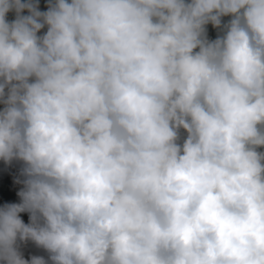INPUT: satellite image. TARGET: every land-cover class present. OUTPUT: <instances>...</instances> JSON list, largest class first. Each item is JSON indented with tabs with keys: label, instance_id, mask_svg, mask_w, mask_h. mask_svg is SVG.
Here are the masks:
<instances>
[{
	"label": "clouds",
	"instance_id": "obj_1",
	"mask_svg": "<svg viewBox=\"0 0 264 264\" xmlns=\"http://www.w3.org/2000/svg\"><path fill=\"white\" fill-rule=\"evenodd\" d=\"M0 162V264H264V0H0Z\"/></svg>",
	"mask_w": 264,
	"mask_h": 264
},
{
	"label": "trees",
	"instance_id": "obj_2",
	"mask_svg": "<svg viewBox=\"0 0 264 264\" xmlns=\"http://www.w3.org/2000/svg\"><path fill=\"white\" fill-rule=\"evenodd\" d=\"M44 0H41V6L43 7ZM18 175V165L6 167L0 162V203L4 200L17 201L15 193L19 189L20 185L14 181ZM23 219L27 222V214H22ZM30 251H38L33 247H29Z\"/></svg>",
	"mask_w": 264,
	"mask_h": 264
},
{
	"label": "built area",
	"instance_id": "obj_3",
	"mask_svg": "<svg viewBox=\"0 0 264 264\" xmlns=\"http://www.w3.org/2000/svg\"><path fill=\"white\" fill-rule=\"evenodd\" d=\"M210 32H213V31L210 29Z\"/></svg>",
	"mask_w": 264,
	"mask_h": 264
}]
</instances>
